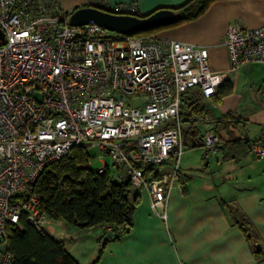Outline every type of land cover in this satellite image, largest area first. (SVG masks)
Here are the masks:
<instances>
[{
	"label": "built area",
	"instance_id": "2783aa9c",
	"mask_svg": "<svg viewBox=\"0 0 264 264\" xmlns=\"http://www.w3.org/2000/svg\"><path fill=\"white\" fill-rule=\"evenodd\" d=\"M110 10L137 14L135 2ZM70 13L59 0H0V264L12 263L6 225L20 227L21 214L48 231L37 178L73 147L109 156L117 177L145 187L151 209L165 218L166 191L181 176L185 149L183 93L198 88L209 97L239 65L264 63V25L228 24L229 67L214 71L205 47L70 24ZM221 145L212 127L203 128L204 159ZM249 149L264 161L263 133ZM85 165L92 168L89 159Z\"/></svg>",
	"mask_w": 264,
	"mask_h": 264
},
{
	"label": "crops",
	"instance_id": "0c3cea01",
	"mask_svg": "<svg viewBox=\"0 0 264 264\" xmlns=\"http://www.w3.org/2000/svg\"><path fill=\"white\" fill-rule=\"evenodd\" d=\"M184 1L59 0V3L64 10L73 11L87 3L111 9L135 2L136 13L144 15ZM230 23L243 27L264 25V0H214L200 15L157 27L149 34L205 47L210 69L220 71L229 67L223 36ZM227 81L231 82V88L219 99L218 92L209 97L198 88L185 92L186 96L197 93L195 109L190 110L183 102L181 110L185 130H189L185 140L191 145L184 144L181 176L166 191L165 218L151 209L148 190L137 188L139 202L132 229L120 239L103 242L96 264H264V161L248 146L264 134V63H243L229 74ZM222 87L223 84L219 88ZM227 112L231 115L224 118ZM223 122L227 125L222 126ZM216 123L222 147L217 154L204 159L201 133L205 127L214 129ZM193 139L197 140L196 145ZM192 153L195 161L191 160ZM228 206L236 207L247 218L253 239H248L233 221ZM48 225L46 232L61 241L81 264L92 261L96 256L93 246L96 249L103 240L102 233L109 231L102 226L76 228L62 218H50ZM76 248L78 251L83 248L80 259L76 257Z\"/></svg>",
	"mask_w": 264,
	"mask_h": 264
},
{
	"label": "trees",
	"instance_id": "16d2710c",
	"mask_svg": "<svg viewBox=\"0 0 264 264\" xmlns=\"http://www.w3.org/2000/svg\"><path fill=\"white\" fill-rule=\"evenodd\" d=\"M212 1L214 0H186L172 7L177 12L174 23L200 15ZM89 5L92 4L83 6ZM155 28L145 32L149 34ZM222 84L223 87L219 88ZM222 84L215 91L219 94L218 99L231 88V82L227 79ZM196 96L197 93L186 96L184 92L182 103L185 102L193 110L196 107ZM230 115L227 112L223 117ZM224 125L227 123L223 122L222 126ZM218 129L219 123H216L214 130L219 132ZM187 131L183 132V144L191 145L190 141L185 140ZM246 141L243 140V143L246 144ZM197 143L195 139L193 145ZM225 144L226 142L223 146ZM221 147L222 145L220 149ZM88 159V150L73 147L69 154L48 163L39 174L35 185V191L39 195L38 207L49 219L62 218L66 224L76 228L102 226L105 231L109 229L104 242L120 239L133 227V216L139 202L137 188L130 180L118 178L117 170L112 164H104L103 171L97 173L85 165ZM149 171L151 169L145 171V174H149ZM154 174L151 173V176ZM228 207L233 221L246 232L248 239H253L254 234L247 218L236 207ZM20 225H6L7 247L12 254L11 264H81L66 250L61 241L54 239L45 230H37L25 219L24 214L20 216ZM99 256L88 264H96Z\"/></svg>",
	"mask_w": 264,
	"mask_h": 264
},
{
	"label": "water",
	"instance_id": "95a60500",
	"mask_svg": "<svg viewBox=\"0 0 264 264\" xmlns=\"http://www.w3.org/2000/svg\"><path fill=\"white\" fill-rule=\"evenodd\" d=\"M176 20L177 12L173 8H158L148 14L138 15L117 13L94 5L78 7L71 11L68 17L70 24L97 23L123 34H133L158 26L169 25ZM3 40L4 34L0 29V42ZM259 247L257 244L256 248Z\"/></svg>",
	"mask_w": 264,
	"mask_h": 264
},
{
	"label": "rangeland",
	"instance_id": "374dc122",
	"mask_svg": "<svg viewBox=\"0 0 264 264\" xmlns=\"http://www.w3.org/2000/svg\"><path fill=\"white\" fill-rule=\"evenodd\" d=\"M161 28V27H160ZM164 28V27H163ZM138 34H147L145 31H142V32H139ZM185 147V146H184ZM98 153H99V151L97 150V149H95V148H89L88 149V155H89V160H90V162H91V167L93 168V169H96V168H98L99 166H101V165H103V164H107V165H111V159L109 158V156H107V155H103L102 156V158H98ZM201 155H202V151H201ZM191 160L193 161H195V155H194V153H192V155H191ZM180 166H182L181 165V163L179 164ZM169 166V164L168 163H166V164H164V165H161L160 167H162V168H166V167H168ZM191 166H194V165H191ZM195 167V166H194ZM191 170H193V169H191ZM180 171H181V169H180ZM187 172H190V170H186ZM213 172H216V170H213ZM95 228H98V227H95ZM95 228L94 229H92V231H94L95 230ZM104 236H102L103 237V240L100 242V244H99V246H97V248L95 249L94 248V246H93V249L94 250H96V252H95V254L94 255H96V256H94V258L93 259H95L96 257H98V255H100L101 254V252H100V250H102V243L104 242V240H105V238L107 237V234L108 233H102ZM89 236V235H88ZM88 238H91V237H88ZM91 242V241H90ZM103 245H104V243H103ZM90 247H91V245H90ZM74 251H76L77 252V254H76V257L78 258V259H80L79 257H81V255H82V253H84V251H83V248H81V249H79V251H78V249L76 248V250H74ZM92 259V260H93ZM91 261V260H90ZM87 263H90V262H84V264H87Z\"/></svg>",
	"mask_w": 264,
	"mask_h": 264
}]
</instances>
